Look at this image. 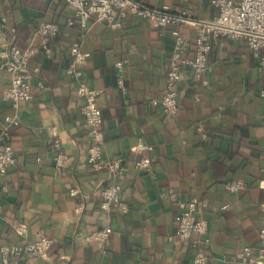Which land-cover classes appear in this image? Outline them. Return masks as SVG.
Masks as SVG:
<instances>
[{
    "label": "crops",
    "instance_id": "crops-1",
    "mask_svg": "<svg viewBox=\"0 0 264 264\" xmlns=\"http://www.w3.org/2000/svg\"><path fill=\"white\" fill-rule=\"evenodd\" d=\"M135 1L195 20L212 21L219 13L216 0ZM73 14L66 0H0V41L23 50L33 42L30 69L38 71L34 98L15 108L4 100L11 75L0 70V132L5 117L18 120L11 130L17 163L0 174V246L45 235L54 242L50 264H192L197 250L178 241L175 218L179 202L198 199L199 217L209 223L208 264H239L234 259L246 247L257 253L264 226V75L246 42L216 40L213 70L202 81L183 71L180 110L172 118L151 100L160 99L167 85L173 33L194 43V27L162 31L128 14L115 26L91 20L83 30L68 26ZM45 23L59 28L49 41L50 55L37 33ZM75 43L86 56L82 80L100 92L102 161L121 159L118 183L130 209L111 214L113 233L104 242L88 238L107 225L100 194L116 181L108 168L97 171L87 162L84 102L67 73ZM118 63L124 66L123 87ZM56 139L58 149L52 148ZM144 160L150 169L137 167ZM233 180L245 188L227 191Z\"/></svg>",
    "mask_w": 264,
    "mask_h": 264
},
{
    "label": "built area",
    "instance_id": "built-area-1",
    "mask_svg": "<svg viewBox=\"0 0 264 264\" xmlns=\"http://www.w3.org/2000/svg\"><path fill=\"white\" fill-rule=\"evenodd\" d=\"M73 9V16L68 20L69 27L86 29L91 20L98 24L108 26L117 25L118 17H126L134 14L137 17L156 23L162 31H166L169 25L185 27L192 25L196 31L194 43L182 37L180 32L175 31L174 52L170 62V70L167 76V85L160 99H153L154 106H160L167 117H176L179 114V94L183 71L189 69L196 82L212 72L210 63L214 42L222 37L232 40H243L259 59V72L264 75V0H216L215 4L219 10L218 15L212 21L195 20L183 15H172L168 7L150 9L135 0H66ZM38 34L42 37L41 46L47 55H50V39L59 31L58 26L50 23L42 24ZM36 46L30 43L25 50L6 40L0 41V70L11 75L10 87L4 93V100L11 103L15 108L30 102L34 96L32 92V81L37 70H31L32 58L36 55ZM70 49L72 65L67 73L78 82V95L83 100L82 114L88 126V142L90 150L87 162L94 170L108 168L115 178V183L104 188L100 194V209L108 214L107 225L93 233L88 239L104 242L113 233L111 214L115 211L127 215L130 211L128 204L123 200L122 187L118 179L122 172L120 158H115L108 163L102 161V144L104 132L102 130L103 117L101 109L97 104L100 92L91 89L84 83L83 66L86 56L81 53L79 44L75 43ZM118 83L124 86L123 64L118 63ZM42 85V84H40ZM264 98V90L260 92ZM264 122V119H263ZM18 125V120L13 117H5L0 132V174H6L9 167L16 165L17 156L15 147L11 143V130ZM60 140L52 141V148L58 149ZM140 149H145L142 144ZM63 157L58 156L56 163L58 167L63 166ZM140 169H150L151 162L144 160L137 165ZM227 191L238 192L245 188L242 180H233L227 183ZM71 195H75L74 192ZM171 198L175 201L177 196L172 193ZM200 202L198 199L192 202H179L180 212L175 218L176 237L179 242H191L197 250L192 264H208L204 248L210 243L208 239L209 223L199 217ZM264 212V202L261 204ZM24 226L18 228L23 230ZM260 247L257 253L250 247L244 248L235 261L239 264H264V226L260 230ZM51 238L42 235L34 243L5 244L0 246L2 264H50L52 246Z\"/></svg>",
    "mask_w": 264,
    "mask_h": 264
}]
</instances>
